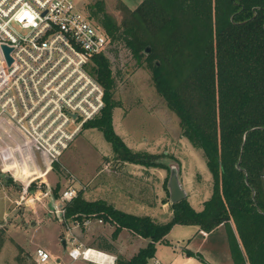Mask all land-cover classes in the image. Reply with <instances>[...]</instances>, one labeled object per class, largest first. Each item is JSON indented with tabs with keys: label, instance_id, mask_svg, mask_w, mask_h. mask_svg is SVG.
<instances>
[{
	"label": "trees",
	"instance_id": "16d2710c",
	"mask_svg": "<svg viewBox=\"0 0 264 264\" xmlns=\"http://www.w3.org/2000/svg\"><path fill=\"white\" fill-rule=\"evenodd\" d=\"M124 12L118 24L97 1L86 15L105 32L109 47L122 44L138 67L142 58L154 63L156 92L178 118L182 137L202 153L211 196L200 212L186 199L171 204L170 220L158 224L102 200L87 201L79 192L66 205L65 220L99 219L112 227L109 239L98 236L100 249L115 251L111 241L123 229L148 239L130 259L118 254L116 264H148L156 243H167L176 225L206 233L221 227L233 264H264V0H142ZM148 45L153 52L146 56ZM90 72L104 89L105 106L82 130L100 132L121 164L166 169L155 155L133 151L114 132L113 111L120 105L113 99L109 59L94 57ZM58 167L55 163L53 170ZM2 235L0 229V248ZM184 252L203 260L199 253Z\"/></svg>",
	"mask_w": 264,
	"mask_h": 264
},
{
	"label": "rangeland",
	"instance_id": "374dc122",
	"mask_svg": "<svg viewBox=\"0 0 264 264\" xmlns=\"http://www.w3.org/2000/svg\"><path fill=\"white\" fill-rule=\"evenodd\" d=\"M76 1L85 14L90 6L101 1L105 12L118 24L123 19L124 10L132 11L142 2ZM146 47L150 48L148 55L152 54L153 48L150 45ZM104 56L109 59L115 77L113 99L120 105L113 111L114 132L133 151L155 155V162L166 169L145 167V170H140L138 165L133 167L121 164L114 159L110 145L100 132L84 129L59 158L58 169L53 170L52 166L49 170L46 160L32 154L29 140L22 139L12 124L0 123V229L3 234L0 264H37L34 252L38 247L49 252L51 261L47 264H94L81 258L71 260L67 255L72 247L69 242L70 234L66 224L53 212L59 203L61 192L68 187L75 188L86 199V185L88 190L100 185L112 188L122 186L133 190L140 187L138 180L148 179L154 184L155 191L164 192V200L169 201V169L176 165L179 167V179L185 183L184 188L189 193L187 200L191 205L211 196V176L202 153L182 137L178 118L156 92L152 79L154 63L142 58V64L138 67L122 44L111 45ZM23 146H26L24 150ZM17 148L22 149V154ZM36 169L37 172L34 173ZM102 170L105 177L102 179L103 183H98L100 177L97 176ZM5 177H10L12 183ZM82 187L86 189L83 191ZM56 188L58 198L54 197ZM200 207L194 206V209ZM67 225L83 246L92 249H95L93 246L96 245L98 236L104 234L110 238L112 231L107 226L84 230L85 226L76 227L72 222ZM192 232L190 227H174L168 236L170 243L158 246L154 257L168 263L175 257L174 246L186 245L189 249H199L202 256L212 259L214 264H227V260L231 263L227 257L229 248L225 230L205 236L198 235L189 243ZM63 240L66 241V250L63 248ZM128 240H124L125 244ZM177 249L180 250L179 247ZM179 255L172 264H206L195 255ZM155 258L149 259L148 264L153 263Z\"/></svg>",
	"mask_w": 264,
	"mask_h": 264
},
{
	"label": "built area",
	"instance_id": "2783aa9c",
	"mask_svg": "<svg viewBox=\"0 0 264 264\" xmlns=\"http://www.w3.org/2000/svg\"><path fill=\"white\" fill-rule=\"evenodd\" d=\"M2 45L12 49V63H6L0 48V123L12 124L22 139L30 141L32 154L46 160L51 170L84 125L104 109V89L90 70L109 40L76 0H0ZM78 193L73 187L64 189L53 212L67 226L71 260L87 259L92 249L77 240L65 220V207ZM93 222L103 224L91 218L72 223L88 227ZM93 250L107 256V264L114 263L111 255ZM34 260L47 264L51 256L38 247Z\"/></svg>",
	"mask_w": 264,
	"mask_h": 264
},
{
	"label": "crops",
	"instance_id": "0c3cea01",
	"mask_svg": "<svg viewBox=\"0 0 264 264\" xmlns=\"http://www.w3.org/2000/svg\"><path fill=\"white\" fill-rule=\"evenodd\" d=\"M89 130H92V129H89ZM128 165L133 166V167L135 166L133 164H128ZM123 166H125V165H123ZM137 167L140 168V170L146 169L145 167H142V166H137ZM36 172H37V169L34 173H36ZM103 172H104L103 170L100 171V174L97 176L98 178L100 177L99 180H97L98 183H103L102 179L105 177V174ZM131 173H129V175H131ZM179 181H180V179H179ZM137 182L139 183L140 187L138 188V186H137V188H135L133 190L128 189L126 187L123 188L122 186H120L118 188L117 187L112 188L111 186L105 187V186H101V185L97 186V187H92L91 189L88 190V185H86L87 190H85L84 196L87 199V201L93 202V201L102 200V201L106 202L107 204L114 206L115 209L122 211L124 213H127V214H131V215L139 216V217H143V216L150 217L152 220H154L158 224H164V223L168 222L172 216L171 210H170L171 203H170V201L164 200L165 197L162 196L164 194V192H162V191L156 192L154 184L151 181H148V179L138 180ZM180 183L182 184L183 189L186 191V189L184 188L185 183L181 182V181H180ZM109 188H111V189H109ZM186 194H187V196H186V200H187L189 193L186 192ZM207 200H204L203 202L196 201L197 203H195L194 206H199V207L201 206L199 209H194V206L191 205L190 203L189 204L191 205V207L195 211L200 212L203 209V203ZM125 210H127L129 212H126ZM133 210H134V214H132ZM138 213H141V214H138ZM104 226H107V229H112V227H110L108 224L103 223L102 225H100L98 223L93 222L90 226L85 227L84 230H90V229H93L95 227L96 228H103ZM177 226H179V225H176L174 227H177ZM186 227H190L191 229H193L192 235H190V237L188 239L189 243L191 240H193L198 235H204L205 236L207 234H214V233H217L216 231H219L222 229L220 227V228L215 229L214 231H212L210 233H206V232L200 230L196 226H186ZM171 230L165 237V239L167 240L166 244L170 243L168 240V236L171 233ZM119 235H118L119 239L117 237L116 240L111 241V243L115 247V251H109V250H105L102 248L100 249L96 245L93 246V247H95V249L111 255L114 259L113 264L116 263L115 260H116L118 254L122 255L125 259H130L135 253H137V251L140 248L144 247L146 245V243L148 242V239H145V238H142V237H139L136 235H132L129 231H127L125 229H123L119 233ZM100 236H103V237L109 239L104 234H102ZM126 238H128L129 240H128V243L125 244L124 240ZM97 242H98V239H97ZM97 242H96V244H97ZM188 242L186 244H188ZM161 244H162L161 242L156 243V250H157L158 246H160ZM178 247L180 250L177 249ZM174 248L175 249H174L173 253H174L175 257H173L172 261L165 263L162 260L160 261L157 258L153 257V258H155L154 261H158V264H172L174 262V260H177V257L180 256L179 253L186 256V254L184 252V250H186V249L191 250L194 253H199L202 256V253L200 252L199 249H189L186 247V245H185V247L175 245ZM64 250H66V249H64ZM127 253H129V255L125 256V254H127ZM227 257L229 260H231V263L228 262V260H227V264H233L229 251H228ZM202 258H203L202 261H204L206 264H214V261L210 258H207V256H204V257L202 256ZM83 260L94 263V264H101V263L91 261V260H87V259H83Z\"/></svg>",
	"mask_w": 264,
	"mask_h": 264
},
{
	"label": "water",
	"instance_id": "95a60500",
	"mask_svg": "<svg viewBox=\"0 0 264 264\" xmlns=\"http://www.w3.org/2000/svg\"><path fill=\"white\" fill-rule=\"evenodd\" d=\"M3 56L6 60V63L10 65L12 63V58L10 57L11 48L2 45L1 47ZM150 52V48L146 47L144 50V55H148ZM236 168L240 170L239 163L236 165ZM6 180H9L10 177H5ZM168 191H169V201L171 204L179 203L186 199V191L183 189L182 184L179 181V167L178 166H170L169 169V179L167 183ZM63 248L66 249V241L63 240Z\"/></svg>",
	"mask_w": 264,
	"mask_h": 264
},
{
	"label": "bare ground",
	"instance_id": "6f19581e",
	"mask_svg": "<svg viewBox=\"0 0 264 264\" xmlns=\"http://www.w3.org/2000/svg\"><path fill=\"white\" fill-rule=\"evenodd\" d=\"M86 258L91 260V261H95L101 264H107V256L103 255V254H99L97 252H95V250L90 249L87 253H86Z\"/></svg>",
	"mask_w": 264,
	"mask_h": 264
}]
</instances>
